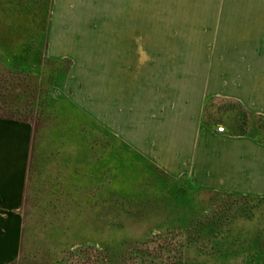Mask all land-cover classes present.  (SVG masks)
Instances as JSON below:
<instances>
[{
	"label": "crops",
	"instance_id": "obj_1",
	"mask_svg": "<svg viewBox=\"0 0 264 264\" xmlns=\"http://www.w3.org/2000/svg\"><path fill=\"white\" fill-rule=\"evenodd\" d=\"M66 1L73 0L54 1V12H73ZM75 1L77 20L92 18L110 33L87 42L129 45V54L142 43L214 45L211 72L198 69L195 79L187 74L175 89L158 91L150 78L140 85V77L135 87L120 85L123 80L110 85L103 69L101 123L110 131L115 123L122 141L172 178L184 175L197 189L264 199V144L233 134L232 125L217 132L203 122L210 98L264 117V0ZM131 67L129 75H146L139 60ZM32 132L29 122L0 117V264L19 256Z\"/></svg>",
	"mask_w": 264,
	"mask_h": 264
},
{
	"label": "trees",
	"instance_id": "obj_2",
	"mask_svg": "<svg viewBox=\"0 0 264 264\" xmlns=\"http://www.w3.org/2000/svg\"><path fill=\"white\" fill-rule=\"evenodd\" d=\"M24 45L20 66L0 73V117L32 125L21 209L32 190L45 214L53 213L48 230L58 228L59 235L46 241L39 259L35 252L28 261L24 251L28 224H22L19 256L11 264L66 263L68 259L63 255L72 246L87 243L91 248H101L97 252L99 264H153L152 260L175 264L183 258L224 264V259L234 255L233 249L222 245L234 234L233 220L243 216L237 201L264 199L191 186L193 194L204 192L214 200L226 199L220 207H216L218 203L196 206L181 179L172 178L157 167L154 169L159 174L146 173L144 166L128 159L129 154L145 160L143 156L86 117L68 98L55 95L66 79L70 60L45 58L42 65L49 71L45 73L44 85L41 68L34 66L33 54L29 55L35 50ZM34 45L41 48L45 42L35 41ZM242 113L248 118H238L232 133L264 144V117L243 110ZM206 115L207 108L203 122L208 125ZM63 153L71 158L53 168ZM74 158L76 163L71 162ZM160 177L161 182L157 181ZM76 227L82 236L69 243L68 230ZM154 232L157 234L152 235ZM211 242L216 243L215 247L204 251ZM193 252L197 254L192 256ZM176 253H181L180 257ZM250 260L264 264V252L252 253Z\"/></svg>",
	"mask_w": 264,
	"mask_h": 264
},
{
	"label": "rangeland",
	"instance_id": "obj_3",
	"mask_svg": "<svg viewBox=\"0 0 264 264\" xmlns=\"http://www.w3.org/2000/svg\"><path fill=\"white\" fill-rule=\"evenodd\" d=\"M54 1L56 0H0V57H2L0 59V73H9L10 69L20 66L18 64L19 61H22L20 59L24 55L22 51L24 50V44L35 50L30 51L29 55L33 54L32 57L30 56L35 63L33 65L35 67L38 65L41 68L42 84L46 82L47 76L45 73L49 71L42 65L45 58L70 60L71 65L66 79L55 95L68 98L86 117L101 126L104 125V128H106L107 124L103 123L102 125L101 123L103 116L101 108V87L103 84L101 83L102 79L105 80L102 75L103 69L107 68L108 70L105 77L106 79L107 77L110 78L113 82L110 85H117L123 80L120 85L135 87L134 83L138 82L139 77L140 85H149L150 78L152 84L157 85L155 88L158 91L167 87L177 88L176 85H180L187 74L193 75V79H195L198 69L205 70L206 73L211 72L213 44L142 43L134 45L135 54H132V51L129 54V45L87 42L93 37L95 39L98 36L108 37L110 33L107 31L102 32L101 22L94 21L92 18L89 19V22H86L85 17L82 19L78 17L77 20V3H75V0L65 2L66 8L69 7L70 3L72 4L70 7L74 8L73 12L71 10L68 13H55ZM92 24L97 27H89ZM35 41L36 43L39 41L45 42L44 47L35 48ZM130 47L132 48L133 45ZM112 56H114L113 60L108 59ZM124 58L128 59V61ZM138 60L141 73L146 75L138 76L137 73L134 74V71L133 73L130 72L131 74L129 75L128 69L132 68V65H136ZM35 67L33 68L34 70L36 69ZM205 103V110L207 108L205 120L209 125L217 126V128H225L229 125L236 126L238 118L240 120L248 118L242 113V110H245L240 105L229 104L227 99L210 98ZM251 119L255 121L254 118ZM108 125L112 128L111 131L106 128L108 131L116 136L120 135L115 123ZM67 154L63 153L59 156L57 164H52L53 168L60 167L63 162L69 160L71 156ZM128 159L131 162L140 163L141 166H144V171L150 175L159 174L161 171L164 172L150 159L141 160L134 154H129ZM75 161L77 162V159L74 158L71 162L76 163ZM154 167H157L160 172L155 171ZM160 179H157V181L161 182L162 177ZM179 179H181V185L190 192V187L192 186L190 179L184 175ZM30 191L26 204L21 209L22 224H28L24 241V251L28 261L33 259L32 256L35 252V254H39L37 257L39 259L42 247L47 243L46 241L50 240L51 236L59 235L58 228L48 230V224H50L48 222L52 221L53 213L45 214L44 208L37 204L39 201L34 200V192ZM190 195L196 206L199 207L217 203L216 207H220V205L226 203V199L218 198L214 200L210 194L204 192L191 193ZM237 203L242 210L243 216L233 220L232 228L234 234L230 237L231 240L229 242L223 241L224 244L222 245L225 248L233 249L234 255L224 259L223 263L256 264L258 263L257 260H250V258L254 252H264V202L239 200ZM79 230L78 227L68 230L69 237H67V241L69 243H75L81 238L82 234ZM156 234L157 232H154L152 235ZM215 245L216 243L213 242L207 243L204 246V251H211ZM91 247L90 243L74 245L63 255L68 261L57 264H99L97 252L101 251V248L97 245H93V248ZM195 254L197 252H193L191 255ZM175 255L180 257L181 253H176ZM123 263L116 262V264ZM152 263L159 264L155 260H152ZM41 264H45V262ZM175 264L216 263L214 260L200 263L199 261L183 258V260L175 262Z\"/></svg>",
	"mask_w": 264,
	"mask_h": 264
},
{
	"label": "built area",
	"instance_id": "obj_4",
	"mask_svg": "<svg viewBox=\"0 0 264 264\" xmlns=\"http://www.w3.org/2000/svg\"><path fill=\"white\" fill-rule=\"evenodd\" d=\"M217 132H224V128L223 127H218L217 128Z\"/></svg>",
	"mask_w": 264,
	"mask_h": 264
}]
</instances>
